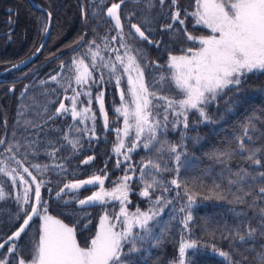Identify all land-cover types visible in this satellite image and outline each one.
I'll return each instance as SVG.
<instances>
[{"label": "trees", "instance_id": "obj_1", "mask_svg": "<svg viewBox=\"0 0 264 264\" xmlns=\"http://www.w3.org/2000/svg\"><path fill=\"white\" fill-rule=\"evenodd\" d=\"M33 1L51 14L48 39L30 63L3 74L0 81V140L5 139L0 148V167L8 171L15 169L25 176L33 189L29 193L32 198L30 204L35 202V183L27 173H23V167H27L36 177V182L44 181L41 198L47 202L48 213L75 227L78 240L85 244L93 237L105 212L113 218L112 222L117 223L115 217L119 215L121 207L119 201L106 198L107 203L103 205H85L81 208L77 202H73L65 206L64 201L73 197L85 199L99 191V186L67 192L62 200L57 198L56 193L65 184L88 179L92 175L105 177L104 188L112 191L119 184V178L127 174L132 179L128 181V198L124 206L130 213L139 208L145 212L151 209L159 215L149 222L151 233L147 239L137 242L138 251L123 257L125 264H176L182 238L198 243V249L186 251V264L188 260H193L195 264H257V255L264 253V236L260 235L261 220L264 219L261 215L264 193L260 192L264 187V177L260 175L264 173V72L248 74L239 90L230 86L220 92L215 100L202 105L208 121L193 110L188 113V127L185 128L183 118L174 125L175 118L168 113L166 125L162 124L157 130L158 142L150 149L143 148L145 135L137 142L139 146L128 152L134 135L125 138V148L121 150L129 157L125 159L123 154L113 151L117 143L115 129L121 128V116L114 109L121 105L120 91L126 90L125 78L118 88L115 79H110L109 71L98 68L93 72L97 81L95 84L90 80L87 84L79 85L75 82V73L69 70L73 58L85 57V63H90L91 57L86 54L92 41L99 46L104 61L115 62V49H119V54L123 55L125 49L120 47V30L114 27V20L107 15V9L113 3H120V0ZM177 9L180 10L183 24L171 18ZM193 10L194 0H177L175 6L171 0H164L163 4L160 0H124L121 4L118 14L123 26V40L133 51L140 50V63L150 91L164 95L170 74L167 67L169 56L197 47L196 41L186 38L188 35L197 37L204 34L205 28L195 24L194 17L186 15ZM46 22V13L34 8L28 0H0V71L35 51L42 41ZM133 24L145 31L147 41L139 39L138 35H128L135 32L131 28ZM169 24L172 25L171 29L166 27ZM112 37L116 39L112 40ZM105 44H108V48H105ZM101 74L104 76L103 82L99 79ZM161 75L165 77L164 82H159ZM52 76L57 79L51 80ZM86 91L91 92L90 97L83 95ZM75 92L81 93L77 98V111L89 107L91 99L92 112L89 115L94 113L95 121L81 120L79 117L73 120L70 111L57 113L61 102L71 109L72 103L68 98ZM101 92L104 93L107 128L104 127V117L95 99ZM163 114L159 110L156 118L163 121ZM245 127L249 128L250 137L244 138L245 146L260 150L254 158L260 160V164L248 159V151L238 148V137L243 136ZM66 135L68 140L64 138ZM69 140L78 141L76 148ZM170 145L178 146L177 153L181 154L179 164L175 159L176 154L167 150ZM161 147L163 151H158ZM9 148L11 152L7 151ZM219 153L229 155L218 156ZM90 156L94 159L83 163ZM16 160L22 162V167L15 163ZM149 160L158 163L160 170L148 169L158 183L149 189L150 195L144 197L140 193L145 181L150 182L151 178L145 175L141 180V168ZM117 161L120 162L119 167ZM32 165H40L41 168L37 170ZM237 173L240 175L237 176ZM15 174L12 171V175ZM174 178L181 183L180 188L170 183ZM230 180L238 182L230 184ZM185 185L190 193L196 194V200L191 209L181 212L180 209L187 203ZM23 187L18 177L13 185L11 176L0 174V188L6 194L4 199L7 205L4 208L16 214L15 227L0 236V242L25 217L16 199L23 196ZM236 197H242L244 202H236ZM157 198L159 203H156ZM30 204L23 205L26 211H30ZM3 209H0V226L4 219ZM188 211L192 220L185 229L182 221ZM35 218L29 227L36 222ZM238 226L240 235L246 237L244 241L236 236ZM249 227L257 229L252 239L246 236ZM137 231L142 233V230L134 229V232ZM21 239L6 244L0 251V259L15 244L16 252L9 253L7 260L8 264H16V259L24 254ZM213 245L218 251L228 253V257L214 252ZM129 247L125 244V253H128Z\"/></svg>", "mask_w": 264, "mask_h": 264}, {"label": "snow or ice", "instance_id": "obj_2", "mask_svg": "<svg viewBox=\"0 0 264 264\" xmlns=\"http://www.w3.org/2000/svg\"><path fill=\"white\" fill-rule=\"evenodd\" d=\"M164 0H160L163 4ZM124 0L120 3H113L107 9V15L114 20V27L120 30L121 44L120 47L125 49L123 55L119 54V49H115L116 56L115 62L104 61L101 56L99 46L95 41L91 42L88 53L90 55V63H85V57L73 58L72 66L69 70L75 73V82L79 85L87 84L90 80L93 84L97 81L93 76V72L98 68H105L111 74L110 79H115V84L119 88L122 80L126 77L127 88L120 91L121 105L114 109L115 113L123 117V128L115 129L117 134V143L113 148L116 154H123L125 159H128L127 153H122L125 148V138L133 136L132 147L128 148V152L134 150L139 146L137 142L146 135L143 143V148L150 149L154 143H157V130L161 128L162 124L166 125L168 121V113L171 110L174 120V125L182 122L184 127H188L187 118L190 111L195 110L204 121H208L207 116L202 105L215 100L216 96L224 89L234 86L239 90L244 78L249 73L264 72V0H194V10L191 13H186L195 18V23L203 25L211 30V35L201 36L199 38L188 35L186 38L195 42L199 40L200 47L193 50L189 48L183 55H171L168 60L167 67L170 68L171 74L169 78L170 85H174L177 94L182 96V99H174L168 96L159 95L155 91H150L148 85L145 83L144 71L140 63V50H132L123 40V26L118 14V10ZM173 6L177 4V0H171ZM172 20L178 21L183 24L184 21L180 19V10L177 9L172 13ZM168 29L172 28L169 24L166 26ZM131 28L135 32H129L128 35L136 36L139 39L147 41L148 37L145 31H142L140 26L133 24ZM47 30V29H45ZM107 40V37L104 38ZM116 37H112L115 40ZM151 43V41H148ZM78 43V42H77ZM93 46L95 50H93ZM108 48V44H105ZM39 51V49H37ZM100 61L98 64L97 61ZM14 67H18L14 66ZM63 67V65H61ZM122 70V71H121ZM51 80L55 81L56 76H52ZM100 82H103L104 76L100 75ZM165 77L160 76L159 82H164ZM43 83V82H42ZM70 86V85H69ZM81 95L80 92L68 98L71 100V109L67 108L64 103H60L59 108L56 109L57 113L71 112L73 120L79 117L81 120L95 121V114L89 115L91 110V99H89V107H85L77 111V98ZM83 95L91 96L90 91H86ZM104 93H99L95 99L99 103V111L104 117V127H108L107 112L104 107ZM127 97V98H126ZM156 101H163V121L157 119L159 115L158 109L161 107ZM251 125V122H249ZM94 131V128H93ZM249 128L245 127L243 136L238 137L240 150H246L250 153L249 160L254 163L260 164V160L254 159L259 149H248L245 146L244 138L248 137ZM68 140L67 135L64 137ZM250 139V137H248ZM73 148H76L78 141H68ZM4 141L0 140V144ZM177 145H170L168 151L174 153L175 159L179 164L181 154L177 153ZM11 152V148L7 149ZM163 151V147L158 149ZM51 155H54L52 153ZM218 156L229 155V153H219ZM94 157H88L83 163L87 164ZM15 163L22 167V162L16 160ZM117 161V167H119ZM32 167L40 170V165H32ZM47 169V165L44 166ZM153 169L158 172L160 166L152 160L147 161L141 168V180H144L145 175L151 178L150 182L145 181V186L140 195L148 197L150 195L149 189H153L158 183L155 176L148 169ZM15 171V175H12ZM8 171L5 167H0V174L12 177L13 185L19 182L23 185V196H17V202L20 203V211L24 213L25 219L20 225L19 229L15 231L4 243H0V249H3L10 241L18 240L26 228L29 227L30 222L34 217H39L42 223L38 229V239L32 244L31 258L25 260L20 257L17 264H125L124 256L129 253L138 251L137 242L147 239V235L151 233L149 222L154 220L158 212L151 209L149 211H141L139 208L134 213H130L124 206L128 198V181L132 177L125 174L119 178L120 182L112 191H107L104 188L105 177L101 175H92L85 180H76L65 184L59 192L56 193L58 199H63V194L67 192L79 191L86 189L88 186H99V191L93 192L91 196L85 199H77L73 197L71 200L64 201L65 206L77 202L83 208L85 205H103L107 203V199L118 200L121 207L120 213L115 217L117 223L112 222V217L105 212L100 217L99 226L95 232L94 237L90 239L86 246H81L77 241L76 228L70 227L62 220L57 219L55 216L48 214L47 202L42 201L41 186L44 181L36 182V177L32 175L27 167H23V173H27L33 183L34 188V203L30 204L31 197L29 193L33 189L25 176L19 171L13 169ZM179 167H177V172ZM237 176L240 174L237 173ZM264 177V173H260ZM243 179V177H240ZM238 181L230 180V184H235ZM176 188L181 187V183L177 179L170 181ZM215 187H219L216 185ZM264 193V187L260 189ZM5 193L0 188V200L5 198ZM185 195L187 203L185 207L180 209L184 212L186 209H191L195 203L196 194L190 193L187 185H185ZM218 198H222L219 197ZM236 202L243 203L242 197H236ZM156 203H159L157 198ZM30 204V212L26 211L23 205ZM41 208L43 214H41ZM261 215L264 217V209H261ZM192 220L191 212L188 211L187 215L182 221L185 229H188L189 222ZM119 226V230L118 229ZM141 231L134 232V229ZM257 233V229L249 227L246 232L248 239H252ZM260 235L264 236V219L261 220ZM236 236L241 241L245 240V235H240L239 226ZM235 238V237H234ZM125 244L130 245L128 253L124 252ZM222 257H228V253L221 252L215 249ZM189 249H198V243L195 240L181 239L178 248V260L176 264H186V251ZM16 252V245L12 244L8 248V253ZM195 255V253H193ZM0 264H8L7 257L0 260ZM187 264H195L193 260H188ZM257 264H264V253L257 255Z\"/></svg>", "mask_w": 264, "mask_h": 264}, {"label": "rangeland", "instance_id": "obj_3", "mask_svg": "<svg viewBox=\"0 0 264 264\" xmlns=\"http://www.w3.org/2000/svg\"><path fill=\"white\" fill-rule=\"evenodd\" d=\"M196 24V23H195ZM203 26V25H202ZM204 27V26H203ZM205 30L203 29V32L204 34L201 35V36H208V35H211V30L210 29H207L206 27H204ZM200 35L197 36L196 38H199L201 37ZM196 42L198 43L197 47L196 48H193V50L195 49H198L200 47V44H199V40L197 39ZM186 50L183 51L182 53L180 54H174V55H183L185 54ZM171 56V55H170ZM169 56V57H170ZM169 60V58H168ZM169 73L171 74V69L169 68ZM170 74H169V77L170 78ZM250 74V73H249ZM145 79V82H146V78L144 77ZM168 89L165 90V93L163 96H168L170 98H174V99H182L183 97L178 95L177 94V91L175 90L174 88V85H170L169 81H168V85H167ZM125 88H127V79L125 77ZM127 98V97H126ZM161 105V107L158 109V111H163V101H159V103ZM169 113L172 114L171 110H169ZM121 121H120V127L123 128V117L121 116ZM6 204V199H2L0 200V209L2 211V209L5 207ZM3 214H2V217L4 218L3 221H2V225L0 226V236L2 237L3 235L11 232L13 230V228L15 227L16 225V220H15V212L9 210L8 208H4L3 209ZM120 213V210L118 211V214ZM41 214H43V212H41ZM49 214V213H48ZM52 215V214H50ZM104 215V214H103ZM52 216H55V215H52ZM57 219H60L59 217L55 216ZM1 219V218H0ZM36 222L34 224H32L28 229L27 231L20 237L22 238L21 241H20V244L23 247V252L24 254L22 256H19L16 260L18 261V259L20 257H23L25 260H29L31 258V251H32V244L38 239V229H39V226L40 224L42 223V221L39 219V217H36ZM62 220V219H60ZM64 223L68 224L70 227H72L69 223L65 222L64 220H62ZM115 223V222H113ZM98 226H99V223L96 227V230L95 232L97 231L98 229ZM119 230V228L117 229ZM95 232H94V235H95ZM93 235V237H94ZM77 241L81 244V246H86L87 243L90 241H88L87 243L83 244L81 243L78 238H77ZM8 249L6 250V252L3 254V257L0 259V260H3L5 259V257H7L8 255ZM11 254V253H10ZM17 261H16V264H17Z\"/></svg>", "mask_w": 264, "mask_h": 264}, {"label": "water", "instance_id": "obj_4", "mask_svg": "<svg viewBox=\"0 0 264 264\" xmlns=\"http://www.w3.org/2000/svg\"><path fill=\"white\" fill-rule=\"evenodd\" d=\"M29 1V3L34 7V8H37V9H41V10H43L45 13H46V15H47V22H46V26H45V29H47V30H44V35H43V38H42V41L40 42V44L38 45V47L35 49V51L33 52V53H31L28 57H26V58H24V59H22L21 61H19V62H17V63H15V64H12V65H10V66H8L7 68H5V69H3V70H1L0 71V81H1V79H2V75L3 74H5V73H7V72H9V71H11V70H14V69H17V68H21V67H23V66H25V65H27L28 63H30L40 52H41V50L44 48V46H45V43H46V41H47V39H48V36H49V33H50V29H51V25H52V18H51V14L49 13V11L45 8V7H43V6H41V5H39V4H37L36 2H34L33 0H28ZM37 49H39V51H37ZM18 65V67H14V66H17ZM1 140H3L4 142H5V139L4 138H2ZM4 145V143L3 144H0V148L2 147ZM83 180H85V179H83ZM92 194H90V195H88V196H91ZM87 196V197H88ZM87 197H85V198H87ZM30 212V211H29ZM26 217H24V219H25ZM23 219V220H24ZM23 220H22V222L18 225V227L9 235V236H11L15 231H17L18 229H19V227H20V225L23 223ZM31 223V222H30ZM8 236V237H9ZM8 237L4 240V241H2V242H0V243H4L7 239H8ZM0 251H1V249H0Z\"/></svg>", "mask_w": 264, "mask_h": 264}]
</instances>
